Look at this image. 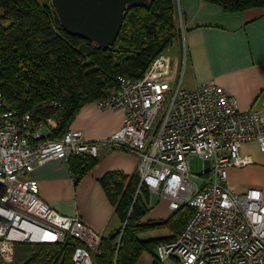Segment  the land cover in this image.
I'll list each match as a JSON object with an SVG mask.
<instances>
[{
	"label": "built area",
	"instance_id": "built-area-1",
	"mask_svg": "<svg viewBox=\"0 0 264 264\" xmlns=\"http://www.w3.org/2000/svg\"><path fill=\"white\" fill-rule=\"evenodd\" d=\"M181 54L160 53L141 77L117 75L118 87L95 100L100 107L123 108L122 125L110 136L90 141L69 129L61 138L45 137L52 118L32 121V111L6 109L0 91V255L10 261L15 241L80 242L73 264H96L101 234L78 214L60 213L39 195L28 176L48 159L73 154L100 156L120 149L136 154L140 185L169 199L175 211L184 204L193 214L174 238L157 244L162 263L264 264V192H242L227 184V167L243 164L240 145L256 140L264 153V100L256 109H241L238 98L214 79L183 86L187 48L178 22ZM205 162L191 170V157Z\"/></svg>",
	"mask_w": 264,
	"mask_h": 264
},
{
	"label": "trees",
	"instance_id": "trees-1",
	"mask_svg": "<svg viewBox=\"0 0 264 264\" xmlns=\"http://www.w3.org/2000/svg\"><path fill=\"white\" fill-rule=\"evenodd\" d=\"M229 10L260 6L264 0H208ZM180 38L175 0H153L150 7L128 6L115 41L101 48L65 30L50 4L38 0H0V91L6 109L32 111V121L52 118L45 137L58 139L70 129L76 113L118 87L117 75L141 77L165 49ZM100 156L73 154L67 163L76 185ZM99 181L122 221L119 229L102 235L96 264H135L146 250L160 264L156 247L176 237L193 214L184 204L168 218L145 220L149 189L140 185L137 170H109ZM166 227L172 234L143 239L140 234ZM80 242L15 241L13 258L0 264H73Z\"/></svg>",
	"mask_w": 264,
	"mask_h": 264
},
{
	"label": "crops",
	"instance_id": "crops-1",
	"mask_svg": "<svg viewBox=\"0 0 264 264\" xmlns=\"http://www.w3.org/2000/svg\"><path fill=\"white\" fill-rule=\"evenodd\" d=\"M175 6L177 25L183 22L184 26L185 73L189 69L194 79L189 89L198 82L214 79L238 98L241 109L260 107L264 100V8L235 11L208 0H175ZM176 41L181 53V37ZM123 116V108H104L90 101L76 113L70 129L81 131L86 140L96 141L116 131ZM240 152L244 163L227 167V184L238 192L252 185L262 187L264 192V153L258 142L241 143ZM137 160L136 154L123 150L103 151L98 163L76 185L67 161L61 158L37 164L28 176L38 181L40 197L57 211L78 214L96 232L107 235L119 229L122 221L99 178L109 170L133 173ZM149 192L150 207L144 219L168 218L174 212L168 197L157 191ZM170 234L167 229L160 236ZM175 263L174 258L160 262ZM135 264H154V256L144 250Z\"/></svg>",
	"mask_w": 264,
	"mask_h": 264
},
{
	"label": "water",
	"instance_id": "water-1",
	"mask_svg": "<svg viewBox=\"0 0 264 264\" xmlns=\"http://www.w3.org/2000/svg\"><path fill=\"white\" fill-rule=\"evenodd\" d=\"M60 25L101 48L116 39L128 6L150 7L153 0H49Z\"/></svg>",
	"mask_w": 264,
	"mask_h": 264
},
{
	"label": "rangeland",
	"instance_id": "rangeland-1",
	"mask_svg": "<svg viewBox=\"0 0 264 264\" xmlns=\"http://www.w3.org/2000/svg\"><path fill=\"white\" fill-rule=\"evenodd\" d=\"M181 47H182V40H181ZM164 53L169 54L172 57V59H174L175 56L180 55L181 53H180L179 43L175 41L172 45L168 46L165 49ZM193 81H194L193 76L189 73V69H187L186 73H184L183 86L185 88H189L192 86ZM204 164L205 162L202 156L195 154L191 157L190 166L193 172L195 173L201 172L204 167ZM166 232H167V229L165 227H159V228H154V229L141 233L140 237L143 239L153 238V237L163 235Z\"/></svg>",
	"mask_w": 264,
	"mask_h": 264
}]
</instances>
